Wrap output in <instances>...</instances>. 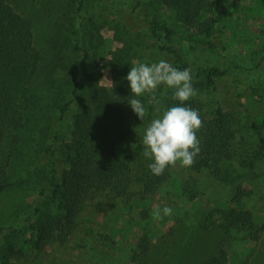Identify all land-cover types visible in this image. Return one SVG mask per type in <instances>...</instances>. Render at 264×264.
<instances>
[{
    "label": "rangeland",
    "instance_id": "rangeland-1",
    "mask_svg": "<svg viewBox=\"0 0 264 264\" xmlns=\"http://www.w3.org/2000/svg\"><path fill=\"white\" fill-rule=\"evenodd\" d=\"M7 1L31 21L40 60L30 89L35 92L44 88L45 92L36 96L34 106L26 110L20 141L13 146L4 143L2 147V155L8 159L10 186L0 193V225L15 229L0 234V254L10 251L9 244L15 250L22 249L18 259L11 254L6 264H199L221 250L226 253L225 264H264V161L254 168L234 163L229 169L231 183L213 179L205 170H188L177 162L171 166L166 180L152 190H142L141 180L152 161L143 154V136L150 122L141 120L128 102L140 99L146 114L153 95L134 96L126 77L132 66L167 59L157 50L144 26L136 21L135 6L138 4L137 11L142 16L174 24L178 22L172 8L175 0H82L80 8L81 0ZM215 1H193L203 11L190 25L183 24L186 31L194 35L204 33V19L216 14ZM219 2L228 7L232 0ZM80 22L78 34L88 51L83 77H97L109 94L115 92L113 80L117 78L124 91L123 98L116 101L104 121L112 126L115 144L126 154L131 182L122 195L115 196V191L112 195H91L66 239L36 251L23 242L29 235L26 218L35 204L42 210L48 208L46 194L40 191L48 176L40 152L50 137V121L71 90L69 72L79 55L67 38ZM175 45L193 73L197 66L225 71L224 76L217 78L215 88L207 87L202 76L193 78L197 95L191 99L203 104L207 116L220 104L232 117V127L240 124L241 134L253 139L255 133L246 130L248 123L243 112L256 120L264 116V93L256 96L251 90L264 87L261 0H238L237 9L226 18L214 48H200L185 41ZM160 88L161 93L157 89L154 94L156 109L161 110H156L155 118L171 107L167 102L174 101L175 89L165 85ZM240 152L246 155V150ZM181 182L185 191L178 187ZM188 191H195L196 195L188 197ZM236 195L255 214L257 227L263 225L255 238L244 227H220V213L234 207ZM164 207L171 208L172 214L164 215ZM144 247L147 251L142 252Z\"/></svg>",
    "mask_w": 264,
    "mask_h": 264
},
{
    "label": "trees",
    "instance_id": "trees-1",
    "mask_svg": "<svg viewBox=\"0 0 264 264\" xmlns=\"http://www.w3.org/2000/svg\"><path fill=\"white\" fill-rule=\"evenodd\" d=\"M193 1H174L172 8H175V15L178 17V22L174 24L142 16L137 11V4L136 21L144 26L156 42L157 50L170 64L180 70L190 68L192 78L202 76V82L207 87L215 88L217 78L224 76L225 71L217 67L197 66L196 72L193 73L175 43L185 41L200 48H214L218 36L223 32L226 18L236 11L238 0H232L228 7H223L220 0H216V14L204 19L206 26L202 35H194L184 27L193 23L203 11ZM261 2L264 7V0ZM81 3L82 0L78 8ZM80 26L81 22L73 30L71 37L67 38L79 55V60L69 72L71 90L50 121V137L40 152V160L46 165L48 172L46 186L40 191L46 194L48 208L42 210L35 204L26 218L29 235L23 242L36 251H42L51 243L63 242L66 239L73 231L78 214L91 195L95 196L101 192L112 195L114 191L115 196L122 195L128 190L131 182V167L126 154L120 145L115 144L112 126L104 121V118L112 113L116 101L123 98L124 91L119 87L121 83L117 78L113 80L115 92L109 94L99 85L97 77H83L88 51L78 34ZM39 60V52L33 43L30 19L18 12L7 0H0V193L10 186L8 159L2 155L3 144L13 146L20 141L26 110L30 105L34 106L36 96L45 92L44 88H38L35 92L30 89L38 71ZM88 75L90 77L92 74ZM161 89L159 86L160 93ZM251 90L256 96L264 93V87H252ZM156 99L157 96L153 97L147 105L144 122H151L155 118ZM179 103L178 100L167 102L171 107ZM237 105L242 107L241 104ZM185 106L197 109L203 121V127L197 132L201 151L195 158V163L186 169L205 170L211 178L231 183L229 169L233 168L234 163H238L240 167L254 168L256 163L264 161V116L256 120L249 113L243 112L248 123L246 130L255 133L251 139L241 134L240 124H236L235 129L232 127V117H229L220 104H216L210 116L206 115L203 104L198 100L190 99L185 102ZM241 149L246 150V155L240 152ZM170 173L171 166L159 176L153 175L147 167V172L141 180L142 190L154 189L166 180ZM178 187L185 191L183 182ZM187 193L188 197L196 195L195 191ZM235 197L234 207L221 211L220 227L225 230L244 227L252 233V238H255L257 232L263 229V225L257 227L255 214L245 208L240 195ZM12 228L14 231L15 227L0 225V234ZM8 248L9 252L0 254V264H6V259L11 254L18 259L22 251L15 250L13 244H9ZM146 249L147 247H144L142 252L147 251ZM225 262L226 253L221 250L199 264Z\"/></svg>",
    "mask_w": 264,
    "mask_h": 264
},
{
    "label": "clouds",
    "instance_id": "clouds-1",
    "mask_svg": "<svg viewBox=\"0 0 264 264\" xmlns=\"http://www.w3.org/2000/svg\"><path fill=\"white\" fill-rule=\"evenodd\" d=\"M131 93L140 97L145 93L154 94L159 86L165 85L175 89L172 99L178 100L177 106L166 108L162 115L153 119L145 129L143 145L144 156L152 160L148 165L153 175H162L169 166H176L177 162L183 167H191L199 155L200 140L197 132L203 127L199 111L185 102L197 95L193 86L191 69L180 70L167 60L146 64L139 63L130 68L127 75ZM134 113L142 120L145 108L140 99L128 102ZM157 112L161 110L156 109ZM158 216L160 212L156 213ZM164 215H171L172 209L163 208Z\"/></svg>",
    "mask_w": 264,
    "mask_h": 264
}]
</instances>
